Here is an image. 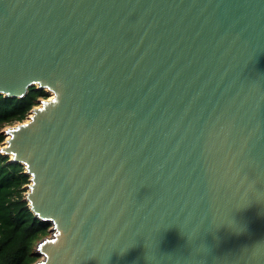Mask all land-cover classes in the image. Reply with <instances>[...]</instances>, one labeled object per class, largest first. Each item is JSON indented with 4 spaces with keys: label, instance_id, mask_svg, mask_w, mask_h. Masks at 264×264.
I'll use <instances>...</instances> for the list:
<instances>
[{
    "label": "water",
    "instance_id": "water-1",
    "mask_svg": "<svg viewBox=\"0 0 264 264\" xmlns=\"http://www.w3.org/2000/svg\"><path fill=\"white\" fill-rule=\"evenodd\" d=\"M33 86L34 264H264V0H0V95Z\"/></svg>",
    "mask_w": 264,
    "mask_h": 264
},
{
    "label": "trees",
    "instance_id": "trees-1",
    "mask_svg": "<svg viewBox=\"0 0 264 264\" xmlns=\"http://www.w3.org/2000/svg\"><path fill=\"white\" fill-rule=\"evenodd\" d=\"M42 99H48V93L34 86L22 99L0 95V147L5 140L2 130L24 122ZM28 184L23 166L0 155V264H34L40 259L36 244L49 236L50 224L37 220L24 201Z\"/></svg>",
    "mask_w": 264,
    "mask_h": 264
},
{
    "label": "rangeland",
    "instance_id": "rangeland-1",
    "mask_svg": "<svg viewBox=\"0 0 264 264\" xmlns=\"http://www.w3.org/2000/svg\"><path fill=\"white\" fill-rule=\"evenodd\" d=\"M48 97L50 98V95L48 94ZM8 127V126H7ZM7 127H5L2 131H4Z\"/></svg>",
    "mask_w": 264,
    "mask_h": 264
},
{
    "label": "bare ground",
    "instance_id": "bare-ground-1",
    "mask_svg": "<svg viewBox=\"0 0 264 264\" xmlns=\"http://www.w3.org/2000/svg\"><path fill=\"white\" fill-rule=\"evenodd\" d=\"M52 98V96H50L49 100ZM3 145V144H2Z\"/></svg>",
    "mask_w": 264,
    "mask_h": 264
}]
</instances>
